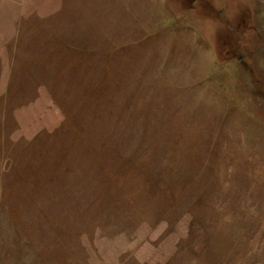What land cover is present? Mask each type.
<instances>
[{
    "label": "rangeland",
    "instance_id": "1",
    "mask_svg": "<svg viewBox=\"0 0 264 264\" xmlns=\"http://www.w3.org/2000/svg\"><path fill=\"white\" fill-rule=\"evenodd\" d=\"M0 264H264V0H0Z\"/></svg>",
    "mask_w": 264,
    "mask_h": 264
}]
</instances>
